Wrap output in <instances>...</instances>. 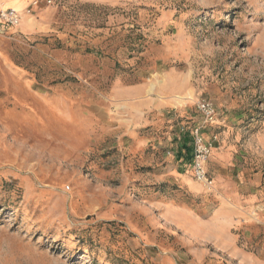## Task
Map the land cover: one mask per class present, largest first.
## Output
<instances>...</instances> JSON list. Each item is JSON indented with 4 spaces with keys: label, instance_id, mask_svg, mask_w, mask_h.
I'll list each match as a JSON object with an SVG mask.
<instances>
[{
    "label": "rangeland",
    "instance_id": "rangeland-1",
    "mask_svg": "<svg viewBox=\"0 0 264 264\" xmlns=\"http://www.w3.org/2000/svg\"><path fill=\"white\" fill-rule=\"evenodd\" d=\"M34 1L0 26V264H264V0L0 3Z\"/></svg>",
    "mask_w": 264,
    "mask_h": 264
},
{
    "label": "built area",
    "instance_id": "built-area-1",
    "mask_svg": "<svg viewBox=\"0 0 264 264\" xmlns=\"http://www.w3.org/2000/svg\"><path fill=\"white\" fill-rule=\"evenodd\" d=\"M47 4H51L48 0ZM39 5L38 1H34L30 4L28 8L25 9L24 14L16 11L13 8H4L0 4V26L6 28H17L20 23L22 16H32L33 9L37 8ZM197 112L202 116L204 122L213 123L216 117V111L214 106L205 100H201L196 104ZM192 158H191V168L194 177L197 181L204 184H208L207 174L205 172V163L210 155L213 148L212 143H206L198 128L192 132ZM216 138H214L215 140Z\"/></svg>",
    "mask_w": 264,
    "mask_h": 264
},
{
    "label": "crops",
    "instance_id": "crops-1",
    "mask_svg": "<svg viewBox=\"0 0 264 264\" xmlns=\"http://www.w3.org/2000/svg\"><path fill=\"white\" fill-rule=\"evenodd\" d=\"M0 1H1V0H0ZM7 4H9V3H7ZM14 5L17 6V7H19V8H21V4H20V3H19V4H18V3H17V4H14ZM9 7H10V6H9ZM25 18H26V17H24V18L22 19V21H21L19 27H21V26L24 27L27 23H29L28 21L25 20Z\"/></svg>",
    "mask_w": 264,
    "mask_h": 264
},
{
    "label": "bare ground",
    "instance_id": "bare-ground-1",
    "mask_svg": "<svg viewBox=\"0 0 264 264\" xmlns=\"http://www.w3.org/2000/svg\"><path fill=\"white\" fill-rule=\"evenodd\" d=\"M4 8H6V7H9V6H5L3 3H0ZM10 8H12V7H10ZM14 9V8H13ZM16 10V9H15ZM17 11V10H16Z\"/></svg>",
    "mask_w": 264,
    "mask_h": 264
}]
</instances>
